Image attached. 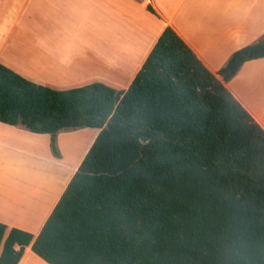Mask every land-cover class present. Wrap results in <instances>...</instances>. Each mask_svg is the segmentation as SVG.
I'll return each mask as SVG.
<instances>
[{
    "label": "trees",
    "instance_id": "16d2710c",
    "mask_svg": "<svg viewBox=\"0 0 264 264\" xmlns=\"http://www.w3.org/2000/svg\"><path fill=\"white\" fill-rule=\"evenodd\" d=\"M259 58L264 34L215 75L166 27L125 91L0 63L1 123L99 129L37 236L0 222V264L27 246L48 264H264V129L224 85Z\"/></svg>",
    "mask_w": 264,
    "mask_h": 264
},
{
    "label": "crops",
    "instance_id": "0c3cea01",
    "mask_svg": "<svg viewBox=\"0 0 264 264\" xmlns=\"http://www.w3.org/2000/svg\"><path fill=\"white\" fill-rule=\"evenodd\" d=\"M166 27L216 75L264 34V0H0V63L54 89L125 91ZM224 85L264 129V58ZM98 132L0 122V222L37 236ZM18 264L48 263L27 246Z\"/></svg>",
    "mask_w": 264,
    "mask_h": 264
},
{
    "label": "rangeland",
    "instance_id": "374dc122",
    "mask_svg": "<svg viewBox=\"0 0 264 264\" xmlns=\"http://www.w3.org/2000/svg\"><path fill=\"white\" fill-rule=\"evenodd\" d=\"M231 80V79H230Z\"/></svg>",
    "mask_w": 264,
    "mask_h": 264
}]
</instances>
